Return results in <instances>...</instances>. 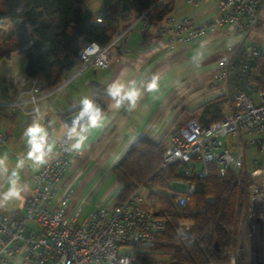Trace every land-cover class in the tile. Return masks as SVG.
Here are the masks:
<instances>
[{
	"label": "built area",
	"instance_id": "built-area-1",
	"mask_svg": "<svg viewBox=\"0 0 264 264\" xmlns=\"http://www.w3.org/2000/svg\"><path fill=\"white\" fill-rule=\"evenodd\" d=\"M198 1L186 0L190 4ZM214 2L218 13L211 20L192 23L183 17L169 31L181 41L219 29L243 36L227 46V54L216 62L212 73L215 90L229 98V106L221 119L209 124L202 125L195 119L182 123L169 138L162 167L177 165L182 177H203L208 172L206 165L214 163L217 175L230 172L238 185L243 184L241 221L246 222L249 245L246 256L242 250L233 249L228 264H264V85L260 89L250 80L253 65L264 58V46L248 39L256 26L264 23V0ZM102 16L98 13L96 21L101 22ZM140 18L146 23L143 16ZM114 42L111 40L105 46L82 42L77 50V73L89 67L108 68ZM25 80L27 98L6 105L37 117L34 110L42 96L41 84L35 78ZM40 121L48 131L46 119L42 116ZM65 132L56 139L55 156L43 166H28L31 190L22 214L0 213V263L25 248V259L32 264H163L153 256L157 253L156 235L164 228V220L144 207L145 199L138 189L120 204L96 207L81 221L76 214H64L66 196L55 205L52 203L68 165ZM4 140L0 130V143ZM251 149L259 157L253 156L249 169L245 162L246 152ZM176 182L183 183L185 188L172 192L175 201L179 205L190 203L188 196L194 185L183 178ZM182 225L187 227L186 223ZM258 239L262 243L260 251Z\"/></svg>",
	"mask_w": 264,
	"mask_h": 264
},
{
	"label": "crops",
	"instance_id": "crops-1",
	"mask_svg": "<svg viewBox=\"0 0 264 264\" xmlns=\"http://www.w3.org/2000/svg\"><path fill=\"white\" fill-rule=\"evenodd\" d=\"M83 3L94 18L98 13L103 14L100 23L108 27L115 40L110 66L89 67L79 73L76 67L64 75L58 87L43 93L37 102L49 126V139L55 141L66 130L61 113L81 106L85 96L103 105L105 123L90 130L87 147L80 154L67 151L68 165L52 200L55 205L60 197L66 196L64 214L67 217L76 214L79 221L98 206L114 204L122 184L110 168L138 137L147 136L156 142L165 139L168 143L171 132L185 121L195 119L202 123V116L212 110L207 103L217 97L223 96L225 102L220 107L223 114L227 111L229 98L215 90L212 73L216 62L227 54V46L243 39L240 34L219 29L181 41L169 31L183 17L192 23L211 20L218 13L214 0H199L194 4L174 0L172 13L162 22L149 25L129 8L128 0H83ZM160 27L165 30L159 31ZM23 67L24 63L0 82V130L5 136L0 143V156L7 157L10 171L17 159L27 153L23 133L37 118L22 108L11 109L6 105L27 98L28 83ZM153 78L157 89L149 92L146 85ZM116 81L124 84L136 81L141 96L135 108L129 110L127 104L115 106L107 87ZM71 143L68 141L69 146ZM56 147L51 157L55 156ZM28 166L35 168L26 161L25 167L18 171L21 182L31 190ZM0 186L7 187L6 178L0 179ZM29 194L30 191L25 193L23 202H9L0 213L21 215ZM25 255L26 249L21 248L0 264H32Z\"/></svg>",
	"mask_w": 264,
	"mask_h": 264
},
{
	"label": "trees",
	"instance_id": "trees-1",
	"mask_svg": "<svg viewBox=\"0 0 264 264\" xmlns=\"http://www.w3.org/2000/svg\"><path fill=\"white\" fill-rule=\"evenodd\" d=\"M128 3L148 25L162 22L174 9V0ZM112 39L108 27L96 21L83 0H0V59H9L14 53L23 55V74L37 79L42 93L58 87L64 75L79 65L77 50L82 42L105 46ZM250 80L263 88L264 58L253 65ZM222 97L207 103L212 110L202 116V125L221 119ZM79 108L60 117L64 119ZM166 145L165 139L156 142L140 136L111 166L122 184L114 203L124 202L137 189L141 193L147 190L149 198L158 197L160 207L151 211L164 220V228L156 235V251L168 257L163 264H228L244 207L243 184L238 185L230 172L217 175L214 163L206 165L208 172L203 177H182L177 165L163 168ZM182 178L194 185L188 196L191 202L185 205H179L172 194L183 189L170 186L184 185L176 182Z\"/></svg>",
	"mask_w": 264,
	"mask_h": 264
},
{
	"label": "clouds",
	"instance_id": "clouds-1",
	"mask_svg": "<svg viewBox=\"0 0 264 264\" xmlns=\"http://www.w3.org/2000/svg\"><path fill=\"white\" fill-rule=\"evenodd\" d=\"M202 54H198L201 56ZM196 57H194V60ZM149 92L157 89L156 78L146 85ZM108 95L115 101V106L120 108L127 104L129 110L135 108L141 96V89L136 81H129L128 84L119 81L111 83L107 87ZM81 109L71 125H65L67 141L72 143L67 148L68 151L80 154L87 147L88 133L91 129L100 128L105 123V116L101 108L95 102L85 96L81 100ZM38 115L33 123L24 130L23 136L26 138L28 151L23 158H18L15 167L10 171L6 156H0V179L6 178L7 187L0 186V209H3L9 202H23L25 193L30 191L29 185L22 183L18 170L25 167V163L31 162L35 167H40L48 162L56 141L49 139L47 129L40 122L42 114L37 106L34 110ZM66 141V142H67ZM65 142V143H66Z\"/></svg>",
	"mask_w": 264,
	"mask_h": 264
},
{
	"label": "rangeland",
	"instance_id": "rangeland-1",
	"mask_svg": "<svg viewBox=\"0 0 264 264\" xmlns=\"http://www.w3.org/2000/svg\"><path fill=\"white\" fill-rule=\"evenodd\" d=\"M88 5H91V3L88 2ZM248 39L251 40L252 42H255L254 44L259 43L261 46H264V23L256 26L253 32L248 36ZM23 63H25V57L21 54H16V53L12 55L11 60L0 59V82L4 81L7 75H9L14 69L22 68ZM227 99L228 98H226V100ZM246 155H247V159L245 165L247 166V168L250 169L251 160L252 158H254L253 156L256 155L257 157H259V153L255 151V149L253 150L251 149L246 152ZM170 186L173 188L177 187L179 189L185 188V185H176L175 183H171ZM142 195L144 196L145 199L144 207H147L150 210H157L160 207V201L157 196H152L151 198H149L147 190L143 191ZM241 214L242 211L239 213L238 216V229L236 233L234 250L240 249L242 250L243 255L246 256L249 245V233L246 222H244L243 220L241 221L242 218ZM263 243H264V237H263ZM153 257H154L153 259H156L157 261H160L162 263L167 262L168 259L166 254L161 251H159V253L157 252Z\"/></svg>",
	"mask_w": 264,
	"mask_h": 264
},
{
	"label": "water",
	"instance_id": "water-1",
	"mask_svg": "<svg viewBox=\"0 0 264 264\" xmlns=\"http://www.w3.org/2000/svg\"><path fill=\"white\" fill-rule=\"evenodd\" d=\"M95 104L101 108L99 102L96 101ZM80 109H81V108H79V109L75 110L74 112H71L70 114L66 115V116L64 117V123L67 124V125H71L72 120H73L76 116H78ZM101 111H102V108H101ZM261 244H262V243H261L260 239H258V240H257V245H258V249H259V251L261 250ZM214 248L217 249V245H216V243H215V245H214Z\"/></svg>",
	"mask_w": 264,
	"mask_h": 264
}]
</instances>
